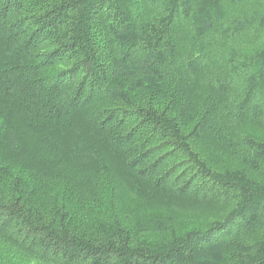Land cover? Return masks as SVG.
<instances>
[{
  "label": "trees",
  "instance_id": "16d2710c",
  "mask_svg": "<svg viewBox=\"0 0 264 264\" xmlns=\"http://www.w3.org/2000/svg\"><path fill=\"white\" fill-rule=\"evenodd\" d=\"M0 264H264V0H0Z\"/></svg>",
  "mask_w": 264,
  "mask_h": 264
},
{
  "label": "rangeland",
  "instance_id": "374dc122",
  "mask_svg": "<svg viewBox=\"0 0 264 264\" xmlns=\"http://www.w3.org/2000/svg\"><path fill=\"white\" fill-rule=\"evenodd\" d=\"M171 210H176L177 213L180 214L179 216H184V215H186V214L191 213V211L186 210V209H184V208H172V207H169L168 210H166V212L169 213Z\"/></svg>",
  "mask_w": 264,
  "mask_h": 264
}]
</instances>
